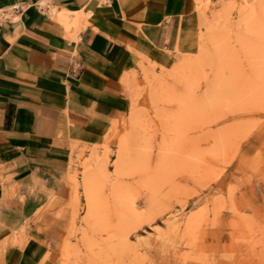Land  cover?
I'll use <instances>...</instances> for the list:
<instances>
[{
    "label": "rangeland",
    "instance_id": "obj_1",
    "mask_svg": "<svg viewBox=\"0 0 264 264\" xmlns=\"http://www.w3.org/2000/svg\"><path fill=\"white\" fill-rule=\"evenodd\" d=\"M195 1L104 143L8 192L33 214L0 264L32 233L58 264H264V0Z\"/></svg>",
    "mask_w": 264,
    "mask_h": 264
},
{
    "label": "crops",
    "instance_id": "obj_2",
    "mask_svg": "<svg viewBox=\"0 0 264 264\" xmlns=\"http://www.w3.org/2000/svg\"><path fill=\"white\" fill-rule=\"evenodd\" d=\"M195 11V0H0V215L30 219L8 192L66 165L74 146L104 143L126 108L125 82L163 58ZM57 259L33 233L2 251L3 264Z\"/></svg>",
    "mask_w": 264,
    "mask_h": 264
},
{
    "label": "built area",
    "instance_id": "obj_3",
    "mask_svg": "<svg viewBox=\"0 0 264 264\" xmlns=\"http://www.w3.org/2000/svg\"><path fill=\"white\" fill-rule=\"evenodd\" d=\"M18 8H19L18 5L13 6V9H14V10H17Z\"/></svg>",
    "mask_w": 264,
    "mask_h": 264
}]
</instances>
